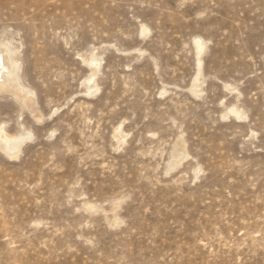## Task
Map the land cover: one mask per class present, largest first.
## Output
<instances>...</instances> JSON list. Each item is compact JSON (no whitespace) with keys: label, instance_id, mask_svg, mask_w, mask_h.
<instances>
[{"label":"rangeland","instance_id":"374dc122","mask_svg":"<svg viewBox=\"0 0 264 264\" xmlns=\"http://www.w3.org/2000/svg\"><path fill=\"white\" fill-rule=\"evenodd\" d=\"M0 51V264H264V0H0Z\"/></svg>","mask_w":264,"mask_h":264},{"label":"bare ground","instance_id":"6f19581e","mask_svg":"<svg viewBox=\"0 0 264 264\" xmlns=\"http://www.w3.org/2000/svg\"><path fill=\"white\" fill-rule=\"evenodd\" d=\"M198 42V41H197ZM201 45V44H200ZM201 48V46H200ZM202 49V48H201ZM200 51V50H199ZM1 52V51H0ZM2 54V53H0ZM0 59H1V55H0ZM9 59V58H8ZM7 61V60H6ZM11 64V63H9ZM15 65L11 66L12 68L14 67ZM10 66H8V64H6V62H4V58H2L0 60V78L1 79H5V77H8L10 79V74H11V71H12V68ZM12 139V138H11Z\"/></svg>","mask_w":264,"mask_h":264}]
</instances>
